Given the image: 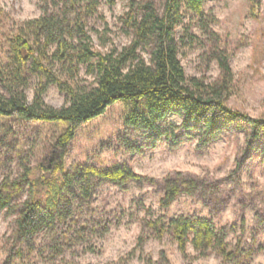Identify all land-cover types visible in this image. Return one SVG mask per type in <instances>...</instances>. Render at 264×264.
<instances>
[{
	"label": "rangeland",
	"instance_id": "1",
	"mask_svg": "<svg viewBox=\"0 0 264 264\" xmlns=\"http://www.w3.org/2000/svg\"><path fill=\"white\" fill-rule=\"evenodd\" d=\"M133 1L141 0H100L97 12L87 20L96 50L120 49L130 42L123 17ZM47 3L0 0V31L16 30L23 20L38 17L45 8L52 10ZM157 3L161 10V0ZM203 11L211 32L207 37L192 13L184 17V23L191 24L197 36V41L186 39L180 45L179 58L186 75L206 82L218 80L220 69L211 48L219 47L228 54L232 70L227 105L264 119V0H260L255 14L250 0H207ZM181 34L182 28L177 27V36ZM93 81L81 67L77 84L90 87ZM37 83L36 77L29 83V101ZM43 98L54 107L65 102V94L55 85H49ZM129 108V102L118 101L81 124L67 148L65 164L67 168L79 163L105 169L126 163L142 177L141 181L97 187L70 219L39 233L31 252L24 246L21 258L13 237L14 216L0 210V264H153L163 256L168 264H234L223 263L215 253L199 256L191 244L187 251L192 260L183 259L172 238H158L143 226L144 220L159 216L211 219L216 227L230 230L229 244L244 250L252 243L262 245L250 264H264V130L258 138L226 130L202 144L198 131L175 128L173 136L168 133L156 139L124 126ZM182 123V116L169 114L164 128ZM61 128L15 121V134L8 147L0 146V183L6 178H19L25 162V166L33 167L34 177H40L37 161L44 155L48 140ZM175 173L199 179L205 186L193 195L180 193L164 207L160 204L163 181Z\"/></svg>",
	"mask_w": 264,
	"mask_h": 264
},
{
	"label": "trees",
	"instance_id": "2",
	"mask_svg": "<svg viewBox=\"0 0 264 264\" xmlns=\"http://www.w3.org/2000/svg\"><path fill=\"white\" fill-rule=\"evenodd\" d=\"M205 1L161 0V10L157 0L131 2L123 17L125 33L131 40L120 49L107 51L96 50L87 31V20L97 12L100 0H48L52 10L45 8L38 17L23 20L16 30L0 31V146L8 147L15 134V121L62 126L37 161L40 177H34L33 167L25 166V162L19 178L0 183V210L14 216L13 237L19 258L24 246L31 252L39 233L76 214L78 205L91 199L97 187L141 181L126 163L105 169L79 163L66 167L65 155L77 128L112 104L129 102L124 126L156 139L168 133L173 136L175 128L198 131L202 144L226 130L245 132L250 138L261 135L264 119L227 105L232 70L224 50L215 45L211 48L220 69V77L214 82L187 76L181 64V43L197 41L192 25L184 23L185 14L196 17L206 37L211 34L209 21L204 18ZM259 2L250 0L253 14ZM2 15L0 5V18ZM177 27L182 28L179 37ZM81 67L93 76L90 87L76 82ZM33 77L38 83L29 101L26 90ZM49 85L65 94L63 105L54 107L45 102L43 95ZM169 114L182 116L183 123L167 130L164 123ZM204 186L199 179L175 173L163 181L160 204L167 207L180 193L193 195ZM143 226L158 238H172L188 262L193 258L188 244L199 256L215 253L223 263L234 264H250L253 254L263 249L254 243L246 250L229 244L230 230L218 228L201 216H159L144 220ZM153 264L168 261L163 256Z\"/></svg>",
	"mask_w": 264,
	"mask_h": 264
}]
</instances>
